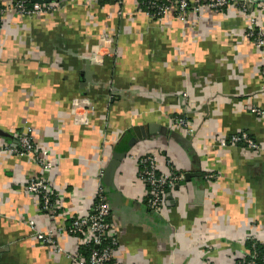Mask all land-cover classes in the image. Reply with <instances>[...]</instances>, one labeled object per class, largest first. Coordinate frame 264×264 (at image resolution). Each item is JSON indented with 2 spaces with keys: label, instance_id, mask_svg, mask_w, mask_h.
I'll use <instances>...</instances> for the list:
<instances>
[{
  "label": "crops",
  "instance_id": "obj_1",
  "mask_svg": "<svg viewBox=\"0 0 264 264\" xmlns=\"http://www.w3.org/2000/svg\"><path fill=\"white\" fill-rule=\"evenodd\" d=\"M65 3L57 16L8 17L0 32V264H72L28 224L53 228L26 191L40 168L2 152L27 128L57 156L46 176L69 213L88 212L98 163L112 161L105 185L118 264H236L249 236L264 245V116L252 113L264 111V54L246 36L248 16L234 6L184 24L147 18L137 0ZM105 34L112 41L100 49ZM176 118L196 136L171 128ZM241 131L259 152L220 145ZM155 150L186 175L165 216L145 205L136 162L124 157ZM159 167L169 171L162 158ZM58 242L78 250L75 236Z\"/></svg>",
  "mask_w": 264,
  "mask_h": 264
},
{
  "label": "built area",
  "instance_id": "obj_2",
  "mask_svg": "<svg viewBox=\"0 0 264 264\" xmlns=\"http://www.w3.org/2000/svg\"><path fill=\"white\" fill-rule=\"evenodd\" d=\"M35 0H0V32L3 23L8 17L23 20H34L47 15H59L66 0H57L51 3H36ZM126 0H111L114 4H124ZM142 10H139L147 18L159 21L164 16L173 15L176 21L187 23L190 17L200 15L203 10L222 12L228 7H238L248 16L249 25L246 36L259 47L264 54V26L259 25L258 18L262 11L258 0H142ZM138 2V1H137ZM256 6H259L258 8ZM110 45L112 36L105 34L99 39ZM117 52L111 53L116 58ZM253 114L264 116V111L253 109ZM171 128H183L187 135L196 136L193 126L186 118H176L170 124ZM17 146L6 145L2 152L10 155L30 156L33 162L40 168L38 175L29 178L26 191L34 197L37 202L38 211L46 213L53 222V228L40 231L35 228L33 221H28L32 230L33 238L40 244L51 248L52 253L65 255L72 264H118L116 252L119 249V233L116 225L111 219V211L107 197L104 195L102 179L108 163L100 161L97 167V190L94 202L85 215L69 213L56 199L54 187L49 175L53 172L57 162V156L43 149L34 142L33 130L27 128L22 134L16 136ZM116 141L117 140H113ZM108 144L105 139L104 145ZM240 146L242 152H259L261 145L257 143L247 132L232 136L220 145ZM164 156V157H163ZM137 165V180L144 187L143 200L153 213L165 216L167 199H172L175 189L185 179V174L178 172L168 159L167 155L160 151H150L143 156L136 153L126 155ZM161 158L166 161L169 171H162L159 167ZM209 177H214L210 175ZM98 199V203H95ZM61 200V199H60ZM71 223L67 225V221ZM58 221V222H57ZM249 236L246 241L260 242L254 235ZM75 236L78 238V250L64 253L59 244L60 237ZM81 247L91 250L89 259H85L79 252ZM246 255H237L236 264H256L257 254L254 253L251 261L246 260ZM114 262V263H113ZM264 264V259H263Z\"/></svg>",
  "mask_w": 264,
  "mask_h": 264
},
{
  "label": "trees",
  "instance_id": "obj_3",
  "mask_svg": "<svg viewBox=\"0 0 264 264\" xmlns=\"http://www.w3.org/2000/svg\"><path fill=\"white\" fill-rule=\"evenodd\" d=\"M137 1H138L137 2L138 11L139 10H142L143 7H142L141 4H142L143 1L142 0H137ZM101 2H102L103 5H108L111 2V0H101ZM115 5H117L120 8H122L123 7V2L122 3H117ZM104 195L107 197V194L105 193V190H104ZM95 203H98V199L96 200ZM145 205H146V202H145ZM66 223L68 225V224L71 223V221L68 220ZM245 249L247 251V256H246V260L247 261H251L252 260V256L255 253V254H257L256 264H263V259H264V245L262 243H260V242H253L251 240H248V241L245 242ZM79 252H80V254L82 256H84L85 259H89V255H90V252H91V250L89 248H87V247H81L79 249Z\"/></svg>",
  "mask_w": 264,
  "mask_h": 264
},
{
  "label": "water",
  "instance_id": "obj_4",
  "mask_svg": "<svg viewBox=\"0 0 264 264\" xmlns=\"http://www.w3.org/2000/svg\"><path fill=\"white\" fill-rule=\"evenodd\" d=\"M54 1H57V0H35L34 2H36V3H51V2H54ZM113 3V2H112ZM256 3H259V4H262V3H264V0H258V1H256L255 2V4ZM114 4V3H113ZM136 131H138V129L136 128ZM127 154H125L124 155V157L126 156ZM112 165H113V163H112V161H110L108 164H107V166H106V169H105V173H104V176H103V179H102V185H103V188H104V190H105V193L106 194H108L107 193V190H106V181H107V178H108V175H109V172H110V170H111V168H112ZM186 177V176H185Z\"/></svg>",
  "mask_w": 264,
  "mask_h": 264
},
{
  "label": "rangeland",
  "instance_id": "obj_5",
  "mask_svg": "<svg viewBox=\"0 0 264 264\" xmlns=\"http://www.w3.org/2000/svg\"><path fill=\"white\" fill-rule=\"evenodd\" d=\"M102 43V46L101 47H99V45H98V47L100 48V49H102V48H105L106 46H107V43L105 44L104 43V40L101 42ZM99 44V43H98ZM108 48V47H107Z\"/></svg>",
  "mask_w": 264,
  "mask_h": 264
}]
</instances>
